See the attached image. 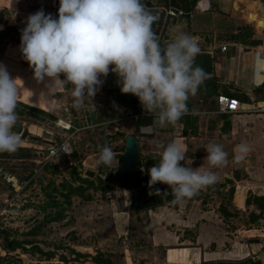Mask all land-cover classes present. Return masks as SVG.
Returning <instances> with one entry per match:
<instances>
[{
    "label": "crops",
    "instance_id": "1",
    "mask_svg": "<svg viewBox=\"0 0 264 264\" xmlns=\"http://www.w3.org/2000/svg\"><path fill=\"white\" fill-rule=\"evenodd\" d=\"M176 10L185 16L170 32L163 34V40L167 33L194 41L193 49H175L164 40L165 46L159 44L165 47L162 53L187 59V55L195 51H209L211 75L190 77L187 71H179L174 63L171 70L165 63L157 68L143 54L148 46L158 43L149 44L147 38L142 37L139 50L142 59L139 55L132 60L128 58L134 65L132 69L126 63L118 67L116 58L110 59L112 63L108 60L101 64L118 83L117 99L112 97L113 105L87 97L95 112L94 125L113 124L125 138L127 134H134L139 139L140 152L147 158L154 157L160 166L156 171H143L121 180L125 208L115 212V223L128 231L131 215L144 213L151 227L149 242L152 249L162 250L163 264H202L244 258L264 264L263 242L243 243L233 237V232H229L231 237L224 232L221 206L226 204L222 200L216 205L219 212L200 209L203 201L195 196L198 189H203L205 181L213 183L222 179L223 176L217 178L220 171L221 175L229 174L230 171L209 167L205 162L222 158L220 149L226 144L232 146V158L239 154L245 119L254 121L252 117L256 115L215 113L216 96L235 91L247 100L264 98L254 89L264 84V55L259 56V51L264 52V0H196L192 7ZM7 12V25H11L0 30V96L59 114V103L62 104L64 97L59 96L63 90V73L60 68L62 53L58 47L77 40L75 30H84L91 9L76 4L65 11L57 8L54 0H12ZM27 47L44 49L54 55L49 61L31 63ZM116 70L117 76L113 74ZM90 107L86 109L88 116ZM142 111L146 115L137 120L132 118L131 115ZM58 118L63 117L58 116L56 120ZM19 121L23 130V122ZM84 122L81 117L76 118L78 125ZM5 124H0L3 139L13 133ZM2 126L7 128L6 132L1 131ZM253 126L256 127L255 122ZM20 138L24 139L21 135ZM44 144L48 148L51 141ZM170 157L181 160L183 171L193 179L163 171L161 160ZM0 163L4 166L1 160ZM244 203L243 199L240 204Z\"/></svg>",
    "mask_w": 264,
    "mask_h": 264
},
{
    "label": "rangeland",
    "instance_id": "2",
    "mask_svg": "<svg viewBox=\"0 0 264 264\" xmlns=\"http://www.w3.org/2000/svg\"><path fill=\"white\" fill-rule=\"evenodd\" d=\"M54 1L57 8L65 11L71 5L82 4L92 13L84 30H75L77 40L58 47L62 53L60 68L63 73V90L59 96L64 97L62 104L59 103V114L0 96V124L5 122L13 130L10 136L0 137V160L6 171L28 181L23 188L16 189L0 177V264H163L162 250L152 249L149 242L151 227L144 213L131 215L128 231L115 223V212L125 208V194L121 183L111 185L110 181L122 178L118 169L125 136L118 133L113 124H91L86 109L93 105L87 102V97L113 105L112 97L117 99L118 83L109 69L102 68L104 61L100 58L110 54L117 59L118 67L126 63L132 69L134 65L130 59L139 55L143 44L139 30L144 31L148 43L165 46L163 34L170 32L185 16L176 9L184 11L189 7V0ZM10 6L12 0H0V30L11 25H7ZM129 11L135 12L132 31L126 28L125 16ZM117 24L122 26L115 39L110 34ZM95 34L101 37L97 38ZM29 42L34 44L32 38ZM26 51L31 63L49 61L54 55L40 48L27 47ZM113 74L117 76L118 71ZM227 95L250 101L239 92ZM58 116L76 127L92 126L73 133L72 147L76 157L43 161L47 149L44 142H57L63 136L62 130L54 124ZM78 117L86 123L78 125ZM252 118L254 121L245 119L239 154L232 158V146L226 144L220 149L222 158L205 162L209 167L230 171L229 174L221 175L220 171L217 178L223 176L222 179L213 183L205 181L203 189H198L195 196L211 205L201 203L200 209L219 211L217 202L222 200L226 204L227 211H222L227 236L231 237L229 232H233V237L240 242L264 244V116ZM13 120H21L23 129L28 130L24 139L20 138L22 130L13 129ZM140 154L143 172L147 155ZM37 159L42 161L36 162ZM161 161L185 170L178 166L182 162L178 158ZM86 170L93 171V176L85 175ZM80 178L92 185L81 186ZM107 184L114 188H106ZM243 199L245 203L240 204ZM7 242H20L21 246L10 250L6 247Z\"/></svg>",
    "mask_w": 264,
    "mask_h": 264
},
{
    "label": "water",
    "instance_id": "3",
    "mask_svg": "<svg viewBox=\"0 0 264 264\" xmlns=\"http://www.w3.org/2000/svg\"><path fill=\"white\" fill-rule=\"evenodd\" d=\"M127 21V30L132 31L135 28L134 18L135 12L129 11L126 13ZM121 25L117 24L113 27L114 31H117ZM164 40L169 44V46L180 49V50H192L194 41H189L180 37H172L169 34L164 35ZM161 52H164L165 47L156 44L155 45ZM109 63H112L110 60ZM165 63L168 70H171V64L174 63L177 66L179 71H187L190 77H200L212 74V57L211 52L209 51H195L193 54H188L187 59H180L168 56L163 54V56L156 60V64ZM89 118L91 124H95V112L92 107L89 108ZM22 123L19 120H16L13 123V129L21 130ZM2 132H6L7 128L2 126ZM28 133L27 129L22 130L21 137L24 138ZM141 163L142 158L140 154L139 139L132 133L127 134L124 146L122 157L118 169V175L122 178L131 177L133 175H138L141 173ZM144 167L146 172H153L160 168L156 163L154 157H149L144 161ZM85 175L92 177L93 171L87 170ZM120 178H114L110 181L111 185L120 184ZM7 247L10 250H15V247L11 245L10 242L7 243Z\"/></svg>",
    "mask_w": 264,
    "mask_h": 264
},
{
    "label": "built area",
    "instance_id": "4",
    "mask_svg": "<svg viewBox=\"0 0 264 264\" xmlns=\"http://www.w3.org/2000/svg\"><path fill=\"white\" fill-rule=\"evenodd\" d=\"M221 49L225 50V46H222ZM263 55L264 52L259 51V56H263ZM214 112L220 114L250 113V114L264 116V98L260 99L256 97V98H252L248 102H245L232 96H228L225 94H218L216 96V108ZM142 115H146V113L142 111L139 114H133L131 116L132 118L137 120L138 117ZM54 124L58 128H60L63 132H65V134L57 142H51L49 147L46 149V155L43 157V161L52 160L54 158H59V157L70 158L73 152V147H72L73 133L81 128L91 127V125L76 127L74 124H72L71 121H68L63 118H58ZM70 129L73 130L69 134L68 131ZM41 161L42 160L40 159L36 160V162H41ZM0 177L4 180L5 183L16 189L17 188L21 189L28 183V181L20 180L18 177L8 173L1 163H0Z\"/></svg>",
    "mask_w": 264,
    "mask_h": 264
},
{
    "label": "trees",
    "instance_id": "5",
    "mask_svg": "<svg viewBox=\"0 0 264 264\" xmlns=\"http://www.w3.org/2000/svg\"><path fill=\"white\" fill-rule=\"evenodd\" d=\"M195 1L196 0H191L189 7H192L193 4L195 3ZM89 30L92 31V27H91L90 24H89ZM100 37H101L100 35L97 36V38H100ZM142 37L143 38H147L146 37V34L144 33V31L141 29V30H139V38H142ZM105 38H107V37L105 36L104 39ZM254 42H257V41H254ZM144 55L146 56V58L148 59V61L151 64H153L154 66H156V60L160 59L163 56V53L157 47L150 45V46H148V48H146L144 50ZM112 58H114L112 55L107 54L105 57H102L100 59L102 61H104V63H106L108 60H110ZM146 65H148V63H146ZM254 89H255V91H256L257 94H260L261 96H264V84H261L260 86L254 88ZM72 156L76 157V152L74 150L72 152ZM178 166H180V168L181 167L182 168H185L184 167V164L182 162ZM161 168H162L163 171H169L171 173H177L183 179L188 177V175L186 174V172L183 173L184 172L183 169H178L177 167L176 168L171 167L170 164H162L161 165ZM121 180H122V178H121ZM79 183L81 184V186L82 185H92L91 182L86 181V180H83V179H81V181ZM106 188L113 189L114 187L107 184ZM79 189H81V188H79ZM231 192H232V189H231ZM42 207L45 208L46 206H41V208ZM221 207H222L223 211H225V212L227 211V209H226L227 207L224 204ZM48 217H49V219L52 218V216H48ZM252 221L255 222L256 221L255 218H253ZM252 221H250V223H252ZM7 243H6V247H7ZM11 245L16 248V247H20L21 246V243L20 242H13V243H11ZM8 249H10V248H8ZM232 262L239 263V264H241V263L242 264H260L259 260H253V259H250V258H244V259H238V260H228V261H217V262H211V263L203 262L202 264H227V263H232ZM96 264H101V263L100 262H96Z\"/></svg>",
    "mask_w": 264,
    "mask_h": 264
},
{
    "label": "flooded vegetation",
    "instance_id": "6",
    "mask_svg": "<svg viewBox=\"0 0 264 264\" xmlns=\"http://www.w3.org/2000/svg\"><path fill=\"white\" fill-rule=\"evenodd\" d=\"M119 25H121V24H119ZM122 26V25H121ZM121 26H120V28L117 30V31H114V30H111V33L112 34H110V36L111 37H114L115 39L117 38V36H118V32L121 30ZM112 29V28H111ZM152 46H155V45H152ZM156 47V46H155ZM144 55V54H143ZM143 55H139V57H140V59H142V57H143ZM161 64V63H160ZM159 64V65H160ZM156 67L158 68V66H157V64H156Z\"/></svg>",
    "mask_w": 264,
    "mask_h": 264
}]
</instances>
